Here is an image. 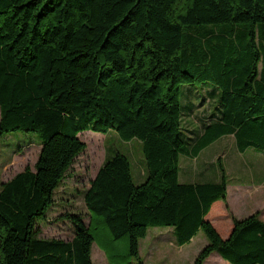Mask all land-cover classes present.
Wrapping results in <instances>:
<instances>
[{"label":"trees","instance_id":"obj_1","mask_svg":"<svg viewBox=\"0 0 264 264\" xmlns=\"http://www.w3.org/2000/svg\"><path fill=\"white\" fill-rule=\"evenodd\" d=\"M212 24L198 36L184 29ZM194 83L201 102L186 91L180 110V87ZM195 109L212 111L200 133L185 127ZM86 130L140 141L145 179L134 184L115 150L82 193L87 222L66 214L69 240L40 237L37 220ZM13 131L35 134L39 151L32 170L0 182V264H92L95 241L108 264H129L117 263L123 255L142 264L148 227H171L179 246L201 231L193 264L212 251L264 264L256 213L232 218L225 239L205 219L226 199L221 165L218 182L177 179L179 155L194 158L224 135L239 152H264V0H0V136Z\"/></svg>","mask_w":264,"mask_h":264},{"label":"rangeland","instance_id":"obj_2","mask_svg":"<svg viewBox=\"0 0 264 264\" xmlns=\"http://www.w3.org/2000/svg\"><path fill=\"white\" fill-rule=\"evenodd\" d=\"M209 26L219 25H196L184 29L198 36L203 34L205 27ZM201 88L202 84L199 83H194L192 87H188L185 84L180 87V110L184 108L186 91L191 92V99L195 103L201 102L202 96H204ZM78 137L84 142L85 147L74 159L65 176L54 190L53 202L46 211L45 217L37 220L36 224L39 228L38 235L40 237L70 239L73 231L71 223L65 217L66 214L81 215L83 223L87 222V214L82 202V193L88 187L90 179L93 178L105 156L107 158L111 157L115 150L128 157L134 184H139L145 179L141 145L137 139L123 141L113 131L101 134L89 130L80 132ZM232 141L233 138L231 136H224L202 150L194 158L179 155L177 179L183 183L218 182L220 180L219 166H222V161H224L219 155L223 153L226 159L233 156L238 159V166H240L238 168L242 170L237 171L238 168H234L231 171L228 169L226 172L223 168L224 181L228 187V200L225 199L224 203L228 205L230 203L236 209L256 206V197H242L236 191V188H240L241 186L250 187L260 180L259 176L254 174L255 170L251 164L252 152L246 150L242 154H234L233 150L231 151ZM38 151L37 136L33 133L13 131L2 134L0 136V180L11 177L26 166L32 170ZM215 151H217L216 155H214ZM262 155H264V152ZM8 159L10 160L7 166L4 169L1 168V165ZM186 164L188 168L185 170V174H183L182 168L186 167ZM261 169L264 172V167ZM251 170H253L252 173H250ZM221 207V204L214 206L210 216L220 228L225 227L223 228L225 230L228 220L223 218V216L220 218V215H231V213L227 210V205H224L225 212H222ZM255 213L257 214V212ZM168 229H171V227L159 228L161 237L157 239L158 233H154L153 230L149 229L147 230L146 237L143 240H139V260L142 264H193L195 256L206 244L202 232L199 231L188 244L179 246L174 241V237L170 236ZM125 241V238L117 241V249L120 254L124 252ZM90 260L92 264H108L106 255L96 241L92 242L90 247ZM124 261H128L129 264H139L137 259L133 257L126 258L124 255L121 256L117 263ZM203 264L227 263L219 258L215 251H212Z\"/></svg>","mask_w":264,"mask_h":264},{"label":"crops","instance_id":"obj_3","mask_svg":"<svg viewBox=\"0 0 264 264\" xmlns=\"http://www.w3.org/2000/svg\"><path fill=\"white\" fill-rule=\"evenodd\" d=\"M217 95L218 94H216L215 92L213 93V97H217ZM216 97H215V105L217 106V103H216ZM193 104V103H192ZM193 105H195V104H193ZM206 105H207V100H204V103H202V108H205L206 107ZM200 112V110L199 109H195V111H194V119H192V120H188V119H186V129H188V130H193V131H195V133H200L201 132V130H202V126L206 123L205 121H208V117H207V115L209 114H211L212 113V111H210V110H203L202 111V113L200 114L199 113ZM196 114V115H195ZM204 115V116H203ZM207 117V118H206ZM224 136H231L232 137V135H224ZM224 136H221V137H219L218 139H216L215 141H218L220 138H222V137H224ZM233 138V137H232ZM215 141H213V142H215ZM212 142V143H213ZM212 143H210L209 145H207V146H205L203 149H201L200 150V152H202V150H204L205 148H207L208 146H210ZM231 151L233 150V153L234 154H242V153H244L246 150H250L251 152H252V155H251V164H252V166H253V168H254V174L256 175V176H259L258 178L260 179L258 182H255V184H253L252 186H250V187H240V188H236V191H238L239 193H240V195L242 196V197H256V200H257V205L256 206H253V207H251V206H248V208L247 207H244V208H241V209H236L235 207H233L230 203H229V205L227 204V203H224L223 201H220V200H216V201H214V202H212L211 203V205H210V208H209V210H208V212L206 213V215H205V219L208 221V222H210V224L214 227V229L217 231V233L219 234V236L222 238V239H225V238H227L228 237V235L230 234V232H231V229H232V218H234V219H242V218H245V217H247V216H249V215H251L252 213H255V212H257V218H259L262 222H264V176H263V174H264V172H263V170L261 169L262 167H264V155H262L263 154V152H261V151H257V150H255V149H253V148H246V149H244L242 152H239L238 150H237V148H236V146H235V142H234V139H233V141H232V145H231ZM234 147V148H233ZM199 152V153H200ZM198 153V154H199ZM216 153H217V151H215L214 152V155H216ZM219 157H221V159L222 160H224V161H222V169L224 168L225 169V171L227 172V170L228 169H230V171L232 170V169H234V168H238V167H240V166H238V164H239V162H238V159L237 158H235V157H233V156H231V157H229V158H227L226 159V157L224 156V154L223 153H221L220 155H219ZM9 160L10 159H8L5 163H3L2 165H1V168H5L6 166H7V163L9 162ZM187 168H188V165L186 164V167H184V168H182V173L183 174H185V170H187ZM242 169H237V171H241ZM252 171L253 170H251L250 171V173H252ZM14 175V174H13ZM12 175V176H13ZM11 176V177H12ZM225 176V175H224ZM11 177H9V178H11ZM9 178H7V179H3V180H0V182H4V181H6V180H8ZM225 188H226V200H228L227 199V197H228V187H227V185L225 184ZM225 200V201H226ZM219 202H221V203H219ZM219 204H221L222 205V207H221V209H222V212H225L226 211V209L224 208V205H227V210H229V212L231 213V215H220V218L223 216V218H226V220H228V223H227V228L224 230L223 228H225V227H223V228H220L216 223H215V221H213V219L211 218V216H210V214H212V210H213V208H214V206H217V205H219ZM240 208V207H239ZM244 213H247V214H245L244 215ZM159 228H161V227H148L147 229H146V232H145V236L143 237V238H141L140 240H143L145 237H146V235H147V230H149V229H151V230H153L154 231V233L156 232V233H158V236L156 237V239L158 238V237H161L160 235L161 234H159L160 232H159ZM169 231L168 232H170V236H172V229H168ZM155 237V236H154ZM194 237V236H193ZM192 237V238H193ZM192 238L190 239V241L192 240ZM69 240V239H68ZM189 241V242H190ZM188 242V243H189ZM188 243H185V244H183V245H186V244H188ZM180 246H182V245H180ZM139 244H138V253H140V250H139ZM224 262H226V261H224ZM227 263V262H226ZM228 264V263H227Z\"/></svg>","mask_w":264,"mask_h":264}]
</instances>
